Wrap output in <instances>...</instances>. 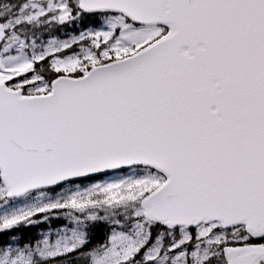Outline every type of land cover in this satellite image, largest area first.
I'll return each instance as SVG.
<instances>
[{"label":"snow or ice","instance_id":"6c2138e0","mask_svg":"<svg viewBox=\"0 0 264 264\" xmlns=\"http://www.w3.org/2000/svg\"><path fill=\"white\" fill-rule=\"evenodd\" d=\"M0 264H264V0H0Z\"/></svg>","mask_w":264,"mask_h":264},{"label":"rangeland","instance_id":"374dc122","mask_svg":"<svg viewBox=\"0 0 264 264\" xmlns=\"http://www.w3.org/2000/svg\"><path fill=\"white\" fill-rule=\"evenodd\" d=\"M62 35H64V34H62Z\"/></svg>","mask_w":264,"mask_h":264}]
</instances>
